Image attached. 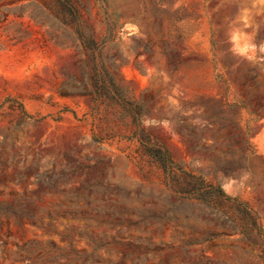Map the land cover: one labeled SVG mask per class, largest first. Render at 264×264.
I'll return each mask as SVG.
<instances>
[{
    "label": "rangeland",
    "instance_id": "rangeland-1",
    "mask_svg": "<svg viewBox=\"0 0 264 264\" xmlns=\"http://www.w3.org/2000/svg\"><path fill=\"white\" fill-rule=\"evenodd\" d=\"M62 1L0 0V207L42 219H0V264H264L236 208L174 192L264 231V0Z\"/></svg>",
    "mask_w": 264,
    "mask_h": 264
},
{
    "label": "trees",
    "instance_id": "trees-1",
    "mask_svg": "<svg viewBox=\"0 0 264 264\" xmlns=\"http://www.w3.org/2000/svg\"><path fill=\"white\" fill-rule=\"evenodd\" d=\"M60 1V0H59ZM61 2H63L61 0ZM81 39L85 40L83 37ZM91 41V40H90ZM149 155H151L159 167L164 171L165 176L169 179V185L178 188L180 186L181 174L176 171L175 164L171 160L167 151L158 147H147ZM180 198L187 199L202 205H211L212 203H225L238 210L241 214L243 229L246 234L254 235L255 230L258 229L260 234L264 238L263 229L258 226L257 215L249 207V205L236 197L228 195L220 185L210 184L203 180L191 179L189 185L184 189H178L174 191ZM22 210L15 209L12 205H8L4 208L0 207V219L12 220L18 225L23 223L37 224L42 219L37 217V213L34 208L30 206L21 207ZM71 213H57L56 216H70ZM56 216H49L51 220Z\"/></svg>",
    "mask_w": 264,
    "mask_h": 264
}]
</instances>
